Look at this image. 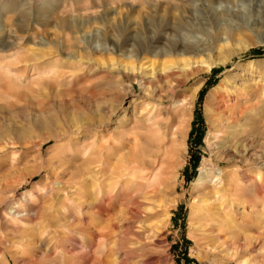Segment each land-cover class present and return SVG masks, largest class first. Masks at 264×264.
<instances>
[{
    "label": "rangeland",
    "instance_id": "374dc122",
    "mask_svg": "<svg viewBox=\"0 0 264 264\" xmlns=\"http://www.w3.org/2000/svg\"><path fill=\"white\" fill-rule=\"evenodd\" d=\"M203 4L0 0V264H81V256L115 264L111 243L91 239L109 225L80 207L77 171L97 166L100 145L114 153L132 147L138 131L160 142L161 157L168 152L161 174L172 187L170 222L148 248L151 263L264 264V0ZM183 8L193 25L180 42L205 49L192 76L154 48ZM149 65L165 83L147 79ZM241 83L256 95L236 105L233 118L221 115L216 101ZM183 100L190 113L180 130L166 108ZM154 105L158 125L147 122ZM220 126L228 133L218 135ZM222 179L230 189L218 202L223 246L215 250L199 240L196 201ZM97 193L89 187L87 201Z\"/></svg>",
    "mask_w": 264,
    "mask_h": 264
},
{
    "label": "bare ground",
    "instance_id": "6f19581e",
    "mask_svg": "<svg viewBox=\"0 0 264 264\" xmlns=\"http://www.w3.org/2000/svg\"><path fill=\"white\" fill-rule=\"evenodd\" d=\"M224 1L229 2L230 0ZM203 2V9L207 10L209 6L214 5L218 0H203ZM191 18L192 13L183 8V12L179 13L180 22L172 25L173 28L167 33L168 36L158 33L160 35L156 37L158 44L154 47L156 48V55L159 57L177 60L179 64L172 62L173 68L179 65L177 66L178 69L191 70L187 76L195 74L193 73L194 69L202 64L201 57L204 56L205 51L201 48H191L180 42V39L184 37L183 33L192 28ZM173 39L177 40L175 44L171 42ZM139 51L144 56L142 59L144 61L142 66H144L149 63L147 55L150 52V47L144 43ZM189 54H193L194 60L186 57ZM144 69L147 72V79L156 80L160 84L165 83L164 80L168 79V77H165L166 79L163 77L162 79L155 78V73L150 65ZM176 85L178 88L179 84ZM170 86L172 88L171 83L168 82V87ZM237 86L241 90L238 91L233 88L231 92L226 91L223 95H219L216 108L221 115L233 118L236 105L243 104V102L249 101L250 97L256 95L254 89L248 84L241 83ZM198 90V87H196L193 89V93L196 94ZM184 103V100L176 101L173 106L166 108L169 116L166 119L174 120L175 127L180 128V130L186 124L190 113ZM158 105L152 106V112L149 113L147 122H152V120L154 122L155 118L156 125H158V118L161 117ZM227 111H229V114L226 113ZM217 130H220L217 131L220 133L218 135L228 133L224 126L223 129L220 126ZM171 131L174 132L175 130L171 129ZM131 135L133 136L132 147L125 146L124 148V143H122L121 148L118 145V151H115V153L109 150L106 151L103 145L98 147L97 166L94 169H88V166H85L77 171V177L80 180L78 183L79 191H77L80 192V199L82 200V202L80 201V207L84 209L89 205L88 209L93 212L94 218H99L108 223L109 232H91L90 235L96 243H100V241L107 243V240L111 243L109 244V246L111 245L110 252L116 258L115 264L128 262L130 264H154L151 263L148 248L157 244L158 236L167 230L170 222V210L173 206V201L167 197L171 193L169 189H172V187L161 174L163 166L167 164L166 156L168 152L166 151L164 156L161 157L159 153L161 149L160 142L153 143L149 138L150 134L147 135L149 141L144 145H141L139 141L146 139L147 136L142 135L139 131L132 132ZM200 171L197 186H203L208 181L207 174L202 173L201 169ZM88 181H90V185ZM104 184H108L106 186L109 189ZM89 187L98 188V193L91 196L90 203L87 201V189ZM228 187L222 179L220 185H214L207 189L196 201L198 202V215L194 225H196V230L199 233V240L204 245L215 247V250L221 249L223 246L218 243L219 233L217 234V227L221 225L223 220H221L222 216L220 217V211L222 210L220 207L222 206L218 202L227 195L226 192L230 189ZM176 188L175 186L174 189ZM212 199L213 202H211ZM258 213L260 214V211ZM80 215L84 219V213ZM120 226L124 228V231L119 234L117 232ZM80 230L84 234L88 232L84 223L80 224ZM120 253L123 254V258H120ZM80 258L81 264H87L85 256Z\"/></svg>",
    "mask_w": 264,
    "mask_h": 264
}]
</instances>
